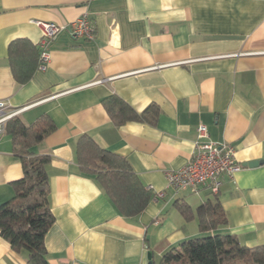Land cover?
<instances>
[{"label":"crops","instance_id":"crops-1","mask_svg":"<svg viewBox=\"0 0 264 264\" xmlns=\"http://www.w3.org/2000/svg\"><path fill=\"white\" fill-rule=\"evenodd\" d=\"M88 14L95 38L61 31L47 46L45 71L20 85L8 47L16 39L39 45L41 23L66 25ZM111 96L138 113L158 108L154 124L113 123L103 106ZM0 100L27 125L48 115L56 125L34 150L51 156L45 237L49 264H156L182 241L203 236L176 203L193 211L218 197L228 225L211 232L264 246V0H0ZM227 142L242 169L222 180L218 195L176 192L167 174L183 168L200 141ZM90 135L125 157L154 193L140 216H121L103 189L81 173L78 139ZM23 177L9 134L0 136V205ZM151 257V258H150ZM0 235V264H26Z\"/></svg>","mask_w":264,"mask_h":264},{"label":"trees","instance_id":"trees-1","mask_svg":"<svg viewBox=\"0 0 264 264\" xmlns=\"http://www.w3.org/2000/svg\"><path fill=\"white\" fill-rule=\"evenodd\" d=\"M41 52L40 46L28 39L10 43L9 62L18 84L24 85L32 79L39 67ZM103 106L117 126L128 122L154 124L159 112L157 107L151 106L138 113L115 96L105 99ZM55 129L48 115L41 116L32 125L15 117L5 129L12 138L13 152L22 165L23 177L12 183L14 198L0 205V235L15 252L26 253V264H49L45 237L55 223L49 199L51 156L39 155L34 148ZM76 158L83 176L99 184L124 218L140 216L153 198H157L125 157L101 148L88 134L78 139ZM176 206L187 221L197 218L203 236L184 240L170 248L162 255L160 264H264V246L241 245L233 234H210L228 225L218 197L200 205L196 211L187 203L177 202Z\"/></svg>","mask_w":264,"mask_h":264},{"label":"built area","instance_id":"built-area-1","mask_svg":"<svg viewBox=\"0 0 264 264\" xmlns=\"http://www.w3.org/2000/svg\"><path fill=\"white\" fill-rule=\"evenodd\" d=\"M42 38L40 48L42 50L39 62V71H45L50 61V53L47 50L48 44L64 30L77 39L82 38L92 41L95 38V29L88 14H84L75 21L66 25L56 23H41ZM28 107L22 109H11L7 101L0 100V136L5 133L6 126L10 120L18 117ZM199 139L196 149L188 163L181 169L171 171L167 174L168 186L175 190L192 191L195 193L207 190L212 195H218L222 180L232 179L236 173L241 171L242 166L236 160L235 148L233 145L222 142L202 141L208 137L205 125H199ZM157 199L164 196V193H156Z\"/></svg>","mask_w":264,"mask_h":264},{"label":"water","instance_id":"water-1","mask_svg":"<svg viewBox=\"0 0 264 264\" xmlns=\"http://www.w3.org/2000/svg\"><path fill=\"white\" fill-rule=\"evenodd\" d=\"M264 161H252V162H249L247 164H245V166H249V167H256L258 166L259 164H263ZM151 258V257H150Z\"/></svg>","mask_w":264,"mask_h":264},{"label":"rangeland","instance_id":"rangeland-1","mask_svg":"<svg viewBox=\"0 0 264 264\" xmlns=\"http://www.w3.org/2000/svg\"><path fill=\"white\" fill-rule=\"evenodd\" d=\"M160 262H161V259H159L156 264H160Z\"/></svg>","mask_w":264,"mask_h":264}]
</instances>
